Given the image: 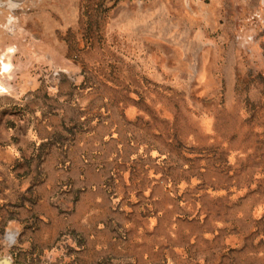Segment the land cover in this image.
I'll list each match as a JSON object with an SVG mask.
<instances>
[{
    "label": "rangeland",
    "instance_id": "obj_1",
    "mask_svg": "<svg viewBox=\"0 0 264 264\" xmlns=\"http://www.w3.org/2000/svg\"><path fill=\"white\" fill-rule=\"evenodd\" d=\"M0 264H264V0H1Z\"/></svg>",
    "mask_w": 264,
    "mask_h": 264
},
{
    "label": "clouds",
    "instance_id": "obj_2",
    "mask_svg": "<svg viewBox=\"0 0 264 264\" xmlns=\"http://www.w3.org/2000/svg\"><path fill=\"white\" fill-rule=\"evenodd\" d=\"M12 7H16V5H12ZM11 19V18H10Z\"/></svg>",
    "mask_w": 264,
    "mask_h": 264
},
{
    "label": "bare ground",
    "instance_id": "obj_3",
    "mask_svg": "<svg viewBox=\"0 0 264 264\" xmlns=\"http://www.w3.org/2000/svg\"><path fill=\"white\" fill-rule=\"evenodd\" d=\"M1 1V0H0Z\"/></svg>",
    "mask_w": 264,
    "mask_h": 264
}]
</instances>
